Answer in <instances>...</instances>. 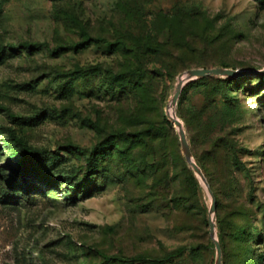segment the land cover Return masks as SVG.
Listing matches in <instances>:
<instances>
[{"label": "rangeland", "instance_id": "rangeland-1", "mask_svg": "<svg viewBox=\"0 0 264 264\" xmlns=\"http://www.w3.org/2000/svg\"><path fill=\"white\" fill-rule=\"evenodd\" d=\"M0 48V264H216L213 217L264 264V0H0ZM215 66L173 106L204 181L169 103Z\"/></svg>", "mask_w": 264, "mask_h": 264}, {"label": "water", "instance_id": "water-1", "mask_svg": "<svg viewBox=\"0 0 264 264\" xmlns=\"http://www.w3.org/2000/svg\"><path fill=\"white\" fill-rule=\"evenodd\" d=\"M261 73H264V70L260 71ZM243 72L239 69H233V68H227V67H221V66H215V67H197V68H190L186 71L179 74L178 80L180 82L179 86L176 87L175 93L173 97L171 98V101L169 103V106H174L177 103V100L179 98V95L181 93L182 87L185 84V82L195 79V78H204L209 76H228V77H237L241 75ZM175 114V113H174ZM176 116V115H175ZM171 119L175 123V125L178 127L182 148L184 151V154L186 156L187 161L193 166L194 170L200 175V177L205 181V175L202 171V169L199 167V165L195 162L192 154V150L190 148V144L187 138L186 131L183 127V123L181 120L176 116H171ZM213 208L215 209L216 206L213 205ZM211 235L215 239V243L217 246V261L216 264H221V258H222V246L219 240L215 237V222L214 217L211 218Z\"/></svg>", "mask_w": 264, "mask_h": 264}, {"label": "trees", "instance_id": "trees-1", "mask_svg": "<svg viewBox=\"0 0 264 264\" xmlns=\"http://www.w3.org/2000/svg\"><path fill=\"white\" fill-rule=\"evenodd\" d=\"M4 54H5L4 49L0 48V56L3 57ZM237 78L238 76L235 77V79ZM12 137H13L14 142L19 148L17 155L21 156V158L18 161V174H19L18 177H20L21 180L23 181V184L26 185L28 177L34 174V170H32V166H31V162L34 161L38 156L44 155L46 151L30 146L29 144L25 142L23 138L18 137L15 134ZM211 148L213 151H217L218 149L216 145H213ZM203 167L206 168L210 172V169L208 168L207 165ZM214 185H217L216 182L215 184L213 183V186ZM213 190H214V187H213ZM219 227L221 228V234L223 235L224 241H226L225 239H228V238H233L235 241H243V242L247 241V239L244 240L242 238V236L245 233H247L246 226L239 225L236 227H233V226L230 227L227 224H225L223 220L220 219ZM223 240L220 242L222 248L224 244ZM246 249L250 251V248L246 247Z\"/></svg>", "mask_w": 264, "mask_h": 264}, {"label": "bare ground", "instance_id": "bare-ground-1", "mask_svg": "<svg viewBox=\"0 0 264 264\" xmlns=\"http://www.w3.org/2000/svg\"><path fill=\"white\" fill-rule=\"evenodd\" d=\"M179 84H180V82L178 80L177 86H179ZM169 112H170L171 116L176 117L175 114H174V109H173V106L172 105H170Z\"/></svg>", "mask_w": 264, "mask_h": 264}]
</instances>
